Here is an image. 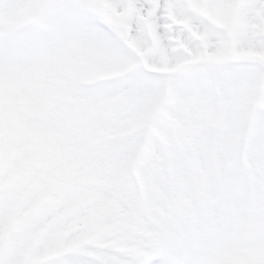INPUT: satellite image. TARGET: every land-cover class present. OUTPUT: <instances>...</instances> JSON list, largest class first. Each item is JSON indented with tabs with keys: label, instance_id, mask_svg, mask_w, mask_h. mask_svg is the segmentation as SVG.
<instances>
[{
	"label": "snow or ice",
	"instance_id": "1",
	"mask_svg": "<svg viewBox=\"0 0 264 264\" xmlns=\"http://www.w3.org/2000/svg\"><path fill=\"white\" fill-rule=\"evenodd\" d=\"M0 264H264V0H0Z\"/></svg>",
	"mask_w": 264,
	"mask_h": 264
}]
</instances>
